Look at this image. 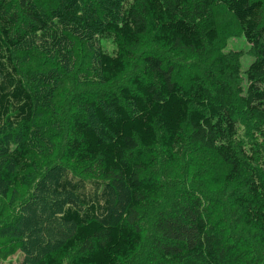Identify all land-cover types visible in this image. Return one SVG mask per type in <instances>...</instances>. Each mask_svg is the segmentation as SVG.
<instances>
[{
    "label": "trees",
    "instance_id": "16d2710c",
    "mask_svg": "<svg viewBox=\"0 0 264 264\" xmlns=\"http://www.w3.org/2000/svg\"><path fill=\"white\" fill-rule=\"evenodd\" d=\"M54 1L47 10L38 0H0L2 195L30 166L40 144L36 112L56 85L53 69L34 72L29 67L33 51L66 62L72 38L86 41L99 80L110 83L128 69L147 39L170 51L201 54L215 48L220 30L213 10L221 5L236 21L253 60L244 69L243 50L236 49L213 59L218 75L236 86L240 111L234 92L228 105L214 102L200 75L178 79L164 58L151 51L129 85L100 98H82L87 112L71 119L65 167L53 185L64 202L47 209L55 222L71 227V234H52L50 221L47 241L41 230L30 233L31 242L23 247L30 264H65L68 257V264H120L134 254L143 234L138 209L144 192L157 190V183L142 172L154 166L158 148L173 159L188 145L212 151L229 166L224 178L241 190L233 198L235 213L264 246V0ZM102 39L112 41V53L101 48ZM207 75L215 76L211 71ZM114 184L127 191L118 211ZM15 223H5L2 232L0 223L1 234L17 235L6 228ZM37 223H27L28 230ZM156 230L157 264H243L207 220L198 192L181 191L173 210L157 219Z\"/></svg>",
    "mask_w": 264,
    "mask_h": 264
},
{
    "label": "rangeland",
    "instance_id": "374dc122",
    "mask_svg": "<svg viewBox=\"0 0 264 264\" xmlns=\"http://www.w3.org/2000/svg\"><path fill=\"white\" fill-rule=\"evenodd\" d=\"M38 2L47 10H52L56 5L54 0ZM88 2L97 3L96 0ZM213 16L220 30V40L215 48H207L201 54L170 51L154 47L147 39L146 45L134 53L128 69L110 83H102L99 80L93 51L86 41L78 38H72L73 50L71 58L66 62L42 51L29 54V67L34 72L53 69L56 85L49 101L39 106L36 112L34 126L40 135V144L31 156L29 168L19 174L16 184L6 187L5 195H2V188L0 189V223L3 224L1 232L5 229V223L13 221L16 223L6 228L18 232L13 237L2 235L0 232V264H30L23 247L31 242L29 234L36 230H41V239L44 241L55 231L63 232L67 236L71 234V227L55 222L52 212L47 210L54 209L64 202L62 196L54 193L53 185L57 179V171L65 167L63 154L71 119L78 113L87 112L81 107L82 98H100L103 93L118 92L121 87L129 85L131 74L139 69L147 52L162 56L166 65L174 69L178 79L188 81L191 77L200 75L207 83L214 102L228 105L234 92L235 108L240 111L236 86L226 77L218 75L213 59L223 51L225 53L232 49L243 50L244 69L253 59L246 51L248 44L241 37L237 23L229 11L219 5L214 8ZM99 44L110 53L115 49L112 41L108 39L99 40ZM209 71L215 75L212 79L207 75ZM217 80L224 84V87L220 86ZM228 167L212 151L198 145H188L173 159L165 156L158 148L156 163L142 172L143 178L157 183L155 192H144L143 204L138 209L142 239L136 252L120 264H157L153 247L157 237L156 221L161 214L173 210L179 193L187 189L202 195L207 220L225 242L233 247L239 263L264 264V246L256 233L244 226L235 213L233 198L241 190L238 191L236 182L225 180L224 175ZM126 197L125 187L116 186V211L119 210L118 206L126 201ZM49 221L52 227L50 230L53 231L51 235H47L48 229L45 228ZM27 223H37V227L28 230ZM69 260L68 257L65 264H68Z\"/></svg>",
    "mask_w": 264,
    "mask_h": 264
}]
</instances>
